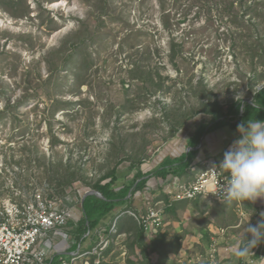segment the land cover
Instances as JSON below:
<instances>
[{"label":"rangeland","instance_id":"1","mask_svg":"<svg viewBox=\"0 0 264 264\" xmlns=\"http://www.w3.org/2000/svg\"><path fill=\"white\" fill-rule=\"evenodd\" d=\"M251 1L255 15L245 17L241 0L234 1V12L227 9L225 0L201 5L194 0H170L165 11L158 0H108L104 12L94 0H24L19 11L0 4V199L18 192L17 198L23 200L22 191H28L30 184L36 188L49 184L57 196L70 188L92 189L100 176L114 168L119 189L134 180L138 168L154 172L165 157L186 151L189 137L211 119L203 109L253 102L251 84L264 76V0ZM17 12L28 17H12ZM238 12L241 16L231 15ZM49 20L56 22L57 31L48 28ZM82 31L81 38H94L82 47L92 63L83 83H77L74 68L60 70L53 84L47 83L49 68L64 63L58 51L67 40L78 41L75 35ZM173 44L182 51L175 63L169 58ZM135 65L150 70L154 77L159 73L168 78L164 82L171 90L149 94L147 103L140 96L145 81L133 80L130 73ZM200 82L210 99L202 100L201 88L192 91ZM130 84L127 93L125 86ZM263 87L264 82H259L255 90ZM127 94L134 100V110L125 104ZM8 102L13 108H6ZM56 102L68 106L56 111ZM184 117L188 120L177 125ZM223 131L215 133L218 143L204 142L199 162L226 152L241 135L238 129ZM138 160L142 164L134 165ZM12 172L18 176L14 191L8 181ZM150 180L152 189L156 182ZM74 192L71 195L77 197ZM144 193L133 202L143 213L146 209L139 195ZM148 193L160 197V193ZM122 209L112 215L118 212V216ZM262 214L264 196L234 203L201 200L199 206L179 208L177 218L165 215L168 239L183 237V248L171 256L170 264L204 254L207 229H229L228 243L243 244L247 224L257 226L264 220ZM127 238V234L119 238L108 264H127L133 258ZM247 263L264 264V258ZM223 264H239L235 248Z\"/></svg>","mask_w":264,"mask_h":264},{"label":"trees","instance_id":"2","mask_svg":"<svg viewBox=\"0 0 264 264\" xmlns=\"http://www.w3.org/2000/svg\"><path fill=\"white\" fill-rule=\"evenodd\" d=\"M24 0H0V4L3 6L4 3L8 4V6L13 10H20L21 4ZM61 1V0H57ZM96 1L95 7L97 9H101L104 12L107 9L106 3L108 0H94ZM163 11L166 10L167 3L170 0H158ZM207 0H194V4L201 5L204 4ZM228 3L227 9H232L235 4V0H225ZM255 1V0H254ZM252 2L251 0H241V8L245 9L242 16L254 14L255 15V6L253 4H249ZM244 5V6H243ZM18 13V15H16ZM16 14H12V17L16 18H23L28 16H23L25 12ZM28 12H26L27 14ZM16 15V16H15ZM232 16H241V14L233 13ZM165 17V16H164ZM242 17L243 22L245 24V19ZM254 18L255 16H250ZM250 28L254 25L251 20L246 21ZM165 28H169L170 25L167 22L166 24L163 22ZM238 27L241 23H237ZM48 28L51 31H57L58 27L56 26V22L54 20H49ZM85 33L82 31L77 32L75 38H79L78 41H72V39L67 40L65 44H63L62 48L58 51V53H63L64 56V63L59 66H54V68L50 67L49 71H51V75L49 79L46 81L47 83L53 84L55 76L59 73L60 70H71L73 69L74 77L79 85L81 79L86 75L87 71L91 68V62H87V53L83 50V46L86 44L88 39H91L94 42V38L83 36ZM71 45L69 49H67V45ZM80 44V45H79ZM82 48V49H81ZM70 52V53H68ZM250 56L255 58V47L250 51ZM182 51L173 44V47L170 49L169 58L170 62L175 63L176 60L181 57ZM148 58L151 57V52L147 54ZM81 57V58H79ZM136 66V65H135ZM133 80H143L145 81L144 86L140 90V96L142 95L146 98L147 103L149 100L147 97L150 95H155L158 91H163L164 94L171 90V86L166 85L164 82L168 80V78H163L161 74L157 73V76H152L150 70H144V68H139L138 66L134 67L133 70H130ZM159 81H157V78ZM258 81L264 82V76L259 75ZM255 80L252 82L250 87V92L254 93L253 97V104L243 101L233 102L231 105L227 107H221L217 104L210 107L203 109L204 113L210 114L211 119L207 123L201 124L193 133L192 136L189 137L187 141V150L184 151L179 156L175 157H165L163 162L158 167L157 170L154 172L144 173L141 170L135 172L134 180L131 183L124 184L121 188H115V183L118 180L116 168L107 172L103 176H100L97 182L92 186L94 191L99 192L102 194L104 199L98 198L96 196L90 195L88 196L84 203H83V219L73 231L74 234L77 235L78 244L81 241L82 236L87 233L89 230L92 232L95 231L100 223L107 219L108 217L112 216V214L118 210V208H123L121 212L118 214L120 215L119 218V233L127 234L128 239V249L133 252V258L128 259L127 264H170L171 256H176L182 250L183 244V237L175 236L174 238L168 239L169 233L165 232V225H167V220H164L162 225L155 229L153 233L148 234L143 226L139 224L137 219L133 216L127 214H121L126 210H135L138 213V210L133 207V202L138 198V194L145 191L147 188V184L150 178L156 179L159 182H163L166 179L176 178H185L186 180H192L195 177V174L202 169L205 168L206 164H203L201 161H198V155L200 153V145L202 139L209 134L217 133L223 130L226 127H229L232 130L238 129L237 126L240 124H245L248 121L252 122H264V88L260 90H255ZM132 85L125 86V90L128 91L131 89ZM201 88L202 94L201 98L210 99L209 95L210 92L207 90L206 86L203 82H200L198 86H193V92H197V90ZM144 91V92H143ZM128 98L125 100V104L130 106V111L134 110V100L129 98V94H127ZM151 98V96H150ZM146 103V104H147ZM24 102H20L19 105L23 106ZM68 104L63 102H56L54 103V109L56 111L66 108ZM204 106V105H203ZM207 107V106H206ZM6 108H13L11 102H8ZM187 117L181 118L177 120V125H183L185 121H187ZM175 137V136H174ZM190 148V150H188ZM224 154L221 153L215 159L216 162H222L224 159ZM134 163V162H133ZM141 160H138L134 165H141ZM150 190L153 194L157 191V185ZM130 194L132 196L129 198ZM161 198L166 200L165 206V215H172L174 218L178 216L179 208L186 206L188 204L194 203L196 206L201 204V199H197L195 201H180L172 203L169 201L167 195L164 192H161L159 198H156L155 202L160 200ZM233 202H226V203H234ZM224 203V202H218ZM224 212V210H223ZM225 213V212H224ZM117 217V215H115ZM208 228V226H206ZM205 239L206 241L209 239V229L205 231ZM244 243V242H243ZM76 249V247H75ZM204 252L206 248H204ZM203 252V253H204ZM264 254V240L257 244L256 247L252 248L251 251L244 257L239 258V264H248L247 261L250 260H259L261 255ZM154 257L156 261H153ZM183 264H188L187 261L183 262Z\"/></svg>","mask_w":264,"mask_h":264},{"label":"built area","instance_id":"3","mask_svg":"<svg viewBox=\"0 0 264 264\" xmlns=\"http://www.w3.org/2000/svg\"><path fill=\"white\" fill-rule=\"evenodd\" d=\"M206 136L198 148L202 149L211 135ZM208 142L210 144L209 139ZM204 164L205 168L197 172L192 180L176 177L163 182L157 180L156 193L161 195L164 192L172 203L197 199L241 202L222 195L228 174L219 169L221 163L209 160ZM17 180V172H12L8 181L13 191ZM30 187L28 191L23 189V200L17 198L18 192H9L0 199V264H79L78 260L85 261L84 264H108L107 259L114 254L115 246L123 235L118 228L120 215L109 225L99 226L93 232L89 230L78 244L77 235L73 231L83 219V197L94 190L75 187L70 188L65 195L57 196L49 184L38 188L30 184ZM150 190L148 186L146 193L139 195L144 201L145 213L142 210L138 213L135 210L122 213L135 217L148 234L162 225L166 206L163 198L155 202L159 196H150ZM73 191L77 197L71 195ZM228 231L226 228L209 229L206 251L196 258H188L187 263L223 264L230 259L232 248L237 251V247L228 243Z\"/></svg>","mask_w":264,"mask_h":264},{"label":"clouds","instance_id":"4","mask_svg":"<svg viewBox=\"0 0 264 264\" xmlns=\"http://www.w3.org/2000/svg\"><path fill=\"white\" fill-rule=\"evenodd\" d=\"M237 128L240 138L225 152L219 166L228 174L222 195L230 200L255 201L264 196V122L248 121ZM247 234H250V239ZM262 240L264 220L257 226L248 223L244 243L237 246L236 255L246 256Z\"/></svg>","mask_w":264,"mask_h":264},{"label":"crops","instance_id":"5","mask_svg":"<svg viewBox=\"0 0 264 264\" xmlns=\"http://www.w3.org/2000/svg\"><path fill=\"white\" fill-rule=\"evenodd\" d=\"M226 128H229V127H226ZM226 128H224V129H226ZM224 129H223V130H224ZM223 130H221V131H223ZM221 131H220V132H221ZM224 132H225V131H223L222 134L225 135ZM217 133H218V132H217ZM209 135H211V136L213 137V138H211V137L209 138V137H208V139H210V143H211L212 141H215L214 144H216V143L219 142V141L217 140L218 138H217V136L215 135V133H214V134H209ZM207 136H208V135H207ZM207 136H206V137H207ZM206 144H207V142H206ZM214 144H213V145H214ZM213 145H212V146H213ZM222 153H225V152H222ZM218 155H219V154H218ZM216 158H217L216 156H212V157L209 158L207 161L212 160V161H215V162H216V160H215ZM207 161H206V162H207ZM147 163H149V162H147ZM217 163H221V162H218V161H217ZM138 169L141 170L142 172H145V170L142 169V168H138ZM117 213H118V212H117ZM117 213L114 214V215H112V216H110V217H108L107 219L103 220V221L100 223L99 226H103V225H107V224L109 225V224L114 220L115 215H117ZM122 234H125V233H122ZM75 247H76V246H73V249H74ZM126 253H127V251H126ZM182 263H183V262H182Z\"/></svg>","mask_w":264,"mask_h":264},{"label":"water","instance_id":"6","mask_svg":"<svg viewBox=\"0 0 264 264\" xmlns=\"http://www.w3.org/2000/svg\"><path fill=\"white\" fill-rule=\"evenodd\" d=\"M248 103L253 104V102H248ZM90 195H93V196H96L98 198L104 199V197L102 196V194H100L99 192H97V191H90V192H88L87 194L84 195V197H83V203H84L85 199L88 196H90Z\"/></svg>","mask_w":264,"mask_h":264},{"label":"bare ground","instance_id":"7","mask_svg":"<svg viewBox=\"0 0 264 264\" xmlns=\"http://www.w3.org/2000/svg\"><path fill=\"white\" fill-rule=\"evenodd\" d=\"M61 3H62V2H61ZM209 140H210V139H209ZM207 146H208V145H207ZM205 147H206V146H205ZM209 147H210V146H209ZM209 147H208V148H209ZM211 149H212V148H211ZM208 151H209V150H208ZM203 154H204V153H203Z\"/></svg>","mask_w":264,"mask_h":264}]
</instances>
